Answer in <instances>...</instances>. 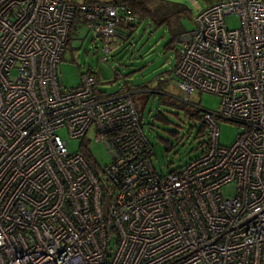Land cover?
Masks as SVG:
<instances>
[{
	"label": "built area",
	"instance_id": "built-area-1",
	"mask_svg": "<svg viewBox=\"0 0 264 264\" xmlns=\"http://www.w3.org/2000/svg\"><path fill=\"white\" fill-rule=\"evenodd\" d=\"M76 12L103 58L117 26L136 20L123 3L0 0V264H263L264 0L199 8L181 36L167 78L184 101L210 92L219 103L200 109L199 154L165 173L130 91L102 93L88 69L61 86ZM221 121L237 125L231 143ZM60 127L80 140L92 128L109 162L70 151Z\"/></svg>",
	"mask_w": 264,
	"mask_h": 264
},
{
	"label": "rangeland",
	"instance_id": "rangeland-1",
	"mask_svg": "<svg viewBox=\"0 0 264 264\" xmlns=\"http://www.w3.org/2000/svg\"><path fill=\"white\" fill-rule=\"evenodd\" d=\"M217 1L219 0H148L150 5L157 6V17L166 14V22L156 25L150 17H144L130 35L125 27L117 26L106 58H103V41L79 19L70 45L57 64L58 80L62 87L77 85L82 72L90 69L97 76V87L102 93H132L142 116L143 129L153 145L152 164L160 173L177 168L198 155L204 141V135H197L199 121L191 120L183 110L159 101L160 97L184 101L183 93L176 86L175 80L167 78L176 62L178 42L172 48H165V44L170 39L171 32L182 34L193 28L194 16L199 8ZM225 22L228 27L233 28L239 26L240 19L235 14H229L225 16ZM187 103L199 109H216L219 97L210 92H195L190 95ZM156 110L167 116L166 123L152 118ZM169 131H175L176 134L171 135ZM236 132L235 123L220 122L221 143H231ZM56 133L66 139L70 151L79 149L80 138L70 137L63 127L58 128ZM86 137L90 139L89 149L96 162L100 165L108 163L110 155L101 142L94 140L92 128L88 130ZM160 137L172 144L171 150L164 149ZM233 192L232 184L220 191L224 196L232 195Z\"/></svg>",
	"mask_w": 264,
	"mask_h": 264
},
{
	"label": "trees",
	"instance_id": "trees-1",
	"mask_svg": "<svg viewBox=\"0 0 264 264\" xmlns=\"http://www.w3.org/2000/svg\"><path fill=\"white\" fill-rule=\"evenodd\" d=\"M85 1H93V2H115V3H123L125 5H127L130 8V11L136 15V20L133 22H129V23H120L119 26L125 27L129 33V35L133 32V30L136 28V26L138 25V22L144 18V17H150L154 23L156 25H161L163 23L166 22V14L164 13L163 15H161L160 17H157V6H152L148 3V0H101V1H96V0H85ZM161 3H159L160 6ZM158 5V4H157ZM158 6V7H159ZM81 19L84 23H85V19L83 18V16L79 13L76 12L75 16L71 22L70 25V29H69V33H68V38H67V43H66V48L70 45L71 42V38H72V34L75 30L76 27V23L77 21ZM184 33V32H183ZM182 34H176L174 32H171V36L170 39L166 42L165 44V48H172L173 44L175 42L180 41ZM65 48V49H66ZM175 55H176V59H177V49L175 51ZM89 71L93 72L92 70L88 69ZM95 75V73H94ZM96 77V82H97V76ZM161 83V82H160ZM160 103H163L165 105H169L171 107H175L177 109H181L183 110V112L185 113V115L187 116V118L191 119V120H197L200 123V128L197 132V135H204L205 132V123L202 119V113L201 110L193 105H190L189 103H187V101H178L175 99H164L163 97L159 98ZM139 109V108H138ZM152 118L154 120H159L163 123H166L168 121L167 116L162 113L159 110H156V112L153 114ZM171 135H175L176 132L175 131H169ZM161 141L163 142L164 145V149L166 151H169L172 149V144L167 140L164 139L162 137H160ZM89 142L90 140L85 136L80 140L79 143V150L81 151V153L90 161V162H95V159L89 149ZM202 145V144H201Z\"/></svg>",
	"mask_w": 264,
	"mask_h": 264
},
{
	"label": "water",
	"instance_id": "water-1",
	"mask_svg": "<svg viewBox=\"0 0 264 264\" xmlns=\"http://www.w3.org/2000/svg\"><path fill=\"white\" fill-rule=\"evenodd\" d=\"M108 201H109V196L106 195L105 201H104V212H107V208H108Z\"/></svg>",
	"mask_w": 264,
	"mask_h": 264
},
{
	"label": "crops",
	"instance_id": "crops-1",
	"mask_svg": "<svg viewBox=\"0 0 264 264\" xmlns=\"http://www.w3.org/2000/svg\"><path fill=\"white\" fill-rule=\"evenodd\" d=\"M197 5V4H196ZM198 6V5H197Z\"/></svg>",
	"mask_w": 264,
	"mask_h": 264
}]
</instances>
